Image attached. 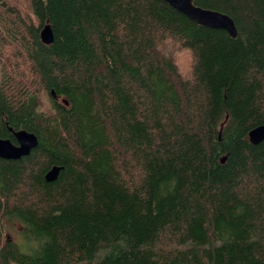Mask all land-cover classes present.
I'll use <instances>...</instances> for the list:
<instances>
[{
    "label": "trees",
    "instance_id": "16d2710c",
    "mask_svg": "<svg viewBox=\"0 0 264 264\" xmlns=\"http://www.w3.org/2000/svg\"><path fill=\"white\" fill-rule=\"evenodd\" d=\"M192 2L0 0V264H264V0Z\"/></svg>",
    "mask_w": 264,
    "mask_h": 264
},
{
    "label": "water",
    "instance_id": "95a60500",
    "mask_svg": "<svg viewBox=\"0 0 264 264\" xmlns=\"http://www.w3.org/2000/svg\"><path fill=\"white\" fill-rule=\"evenodd\" d=\"M160 3L167 5L172 10L181 14L189 21L197 26L209 29V30H221L224 31L230 38L236 37V29L233 21L228 16L207 9L194 6L192 0H156ZM39 41L48 45L52 42V33L47 24L42 26L39 30ZM50 96L55 98L53 92H50ZM65 106L67 103L61 101ZM14 138L16 145H12L7 139H0V159L3 160H17L21 157L28 155L31 149L36 147V138L34 135L25 131L12 132L11 129H7ZM247 140L251 145H257L264 140V125L257 126L247 133ZM220 159V162H223ZM59 167H51L43 176L45 182H52L58 175Z\"/></svg>",
    "mask_w": 264,
    "mask_h": 264
},
{
    "label": "rangeland",
    "instance_id": "374dc122",
    "mask_svg": "<svg viewBox=\"0 0 264 264\" xmlns=\"http://www.w3.org/2000/svg\"><path fill=\"white\" fill-rule=\"evenodd\" d=\"M9 6L16 8L22 15H30V10L28 7V0H3ZM3 233L10 237L15 242H19L20 236L18 234L17 224H12L10 227L6 224L3 228Z\"/></svg>",
    "mask_w": 264,
    "mask_h": 264
},
{
    "label": "flooded vegetation",
    "instance_id": "af4514ba",
    "mask_svg": "<svg viewBox=\"0 0 264 264\" xmlns=\"http://www.w3.org/2000/svg\"><path fill=\"white\" fill-rule=\"evenodd\" d=\"M10 136H11V138H12V140H13V143L10 142L8 139H7V140H8L12 145H16V142H15L14 138L12 137V134H11V133H10Z\"/></svg>",
    "mask_w": 264,
    "mask_h": 264
}]
</instances>
